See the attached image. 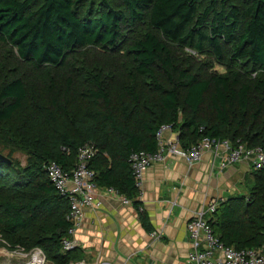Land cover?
Here are the masks:
<instances>
[{"label": "trees", "instance_id": "trees-1", "mask_svg": "<svg viewBox=\"0 0 264 264\" xmlns=\"http://www.w3.org/2000/svg\"><path fill=\"white\" fill-rule=\"evenodd\" d=\"M100 2L95 14L96 0H0V41L18 53L10 62L0 56V142L28 154L25 166L0 160V233L60 264L79 256L62 250L70 202L48 178L49 161L71 170L93 145L96 184L141 209L129 156L154 151L163 124L184 146L209 136L264 150V0ZM179 46H209L226 71L181 57ZM83 49L121 59L107 55L72 74L71 56ZM251 177L247 194L223 198L209 218L226 245L264 247V167Z\"/></svg>", "mask_w": 264, "mask_h": 264}, {"label": "crops", "instance_id": "crops-1", "mask_svg": "<svg viewBox=\"0 0 264 264\" xmlns=\"http://www.w3.org/2000/svg\"><path fill=\"white\" fill-rule=\"evenodd\" d=\"M176 131L164 134L167 139ZM207 151L200 162L190 166L182 157L166 154L146 172L139 194L141 209L124 204L99 186L100 207L86 208L76 232L78 264H192L187 261L192 240L188 221L208 204L219 202L237 190L252 185L248 160L219 167ZM227 196V197H228ZM141 210L147 212L152 229L142 224Z\"/></svg>", "mask_w": 264, "mask_h": 264}, {"label": "built area", "instance_id": "built-area-1", "mask_svg": "<svg viewBox=\"0 0 264 264\" xmlns=\"http://www.w3.org/2000/svg\"><path fill=\"white\" fill-rule=\"evenodd\" d=\"M172 125L163 124L157 132V147L154 151H134L129 156V162L137 189L143 187L147 170L156 162L163 161L166 154L182 157L190 166L203 159L207 151L213 153L214 161L219 158V167L224 169L231 163L248 160L252 169L264 167V150L249 147L245 143L232 144L228 139L211 138L204 136L198 142L184 146L181 143L179 132L165 139L164 134L173 131ZM175 131V130H174ZM93 145L83 146L78 155L75 166L66 170L61 164L52 160L45 168L48 178L57 190L69 198L70 206L66 219L70 222L68 234L62 240V250L70 251L78 246L76 232L79 228L86 208L100 207L101 201L96 198V170L89 165L95 155ZM105 190L120 197L124 204H132V200L120 193L114 187H105ZM218 203L214 202L197 212L187 223V229L192 240V249L188 252L187 261L192 264H264V247L237 248L226 245L214 233L209 218L216 210ZM19 258H26L20 264H49L46 254L39 247L30 253L20 252ZM28 258V259H27ZM69 264H78L73 260Z\"/></svg>", "mask_w": 264, "mask_h": 264}, {"label": "rangeland", "instance_id": "rangeland-1", "mask_svg": "<svg viewBox=\"0 0 264 264\" xmlns=\"http://www.w3.org/2000/svg\"><path fill=\"white\" fill-rule=\"evenodd\" d=\"M111 3H113L115 6L120 5L119 0H110ZM233 2H236L237 0H231ZM96 4L98 7L96 9L92 8V12L97 14L98 10L102 9V5L100 0H96ZM100 8V9H99ZM148 27L147 23H144L140 26H138L134 31L130 30L128 31L125 42L126 44L133 38V36L139 34L141 31H145ZM177 54H179L181 57L188 58L189 60L200 62H205V66L212 65V70H216L218 72H225L226 69L223 65H220L218 62V58L216 54L212 51V49L209 46H206L205 49L202 52H198L196 50L190 49L188 47H177L176 49ZM18 55L16 48L11 49L10 44H5L0 41V56L1 58L7 60L10 62V60L14 59ZM108 55V59L119 61L121 59L120 53H115L114 51L108 52H102L101 49H83L81 51H78L77 53H74L71 56V59L75 64H73V70L71 71L72 74L76 71L77 66L84 65V68L87 70L93 69L95 62L98 59L106 58ZM80 58L79 61L76 62V58ZM115 58V59H114ZM118 58V59H117ZM6 70V69H5ZM25 70V69H24ZM30 71L26 70L24 74L29 75ZM64 83V80L63 82ZM62 83H60L62 85ZM59 84V86H61ZM65 84V83H64ZM74 90H72L73 93ZM75 98V95L73 96V99ZM3 141V142H2ZM0 143V149L1 151L7 155L10 156L15 163L21 166H25L28 162V154L25 150L21 148H14L11 143H8L2 140ZM253 185V182H252ZM246 187L244 190L240 191L237 190L233 193V195L236 194H247L250 191V188L252 186ZM31 250L27 251L20 245H12L1 233H0V264H20L22 262H26V258L22 257V259H18L20 252H26L30 253ZM28 259V258H27ZM49 264H60L59 262L47 258ZM70 263V262H69ZM67 263V264H69Z\"/></svg>", "mask_w": 264, "mask_h": 264}, {"label": "water", "instance_id": "water-1", "mask_svg": "<svg viewBox=\"0 0 264 264\" xmlns=\"http://www.w3.org/2000/svg\"><path fill=\"white\" fill-rule=\"evenodd\" d=\"M0 160L7 162L8 164L12 163V159L9 158L7 155H5L4 153L0 152ZM229 195V192H225L224 196L227 197Z\"/></svg>", "mask_w": 264, "mask_h": 264}]
</instances>
